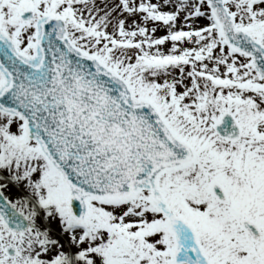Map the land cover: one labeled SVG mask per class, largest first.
I'll list each match as a JSON object with an SVG mask.
<instances>
[{"label": "snow or ice", "instance_id": "obj_1", "mask_svg": "<svg viewBox=\"0 0 264 264\" xmlns=\"http://www.w3.org/2000/svg\"><path fill=\"white\" fill-rule=\"evenodd\" d=\"M0 264H264V0H0Z\"/></svg>", "mask_w": 264, "mask_h": 264}]
</instances>
